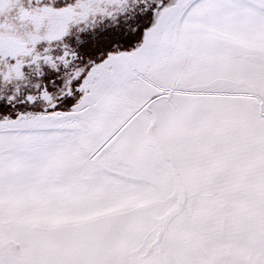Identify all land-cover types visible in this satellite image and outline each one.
<instances>
[{"label": "snow or ice", "instance_id": "6c2138e0", "mask_svg": "<svg viewBox=\"0 0 264 264\" xmlns=\"http://www.w3.org/2000/svg\"><path fill=\"white\" fill-rule=\"evenodd\" d=\"M0 264H264V0H0Z\"/></svg>", "mask_w": 264, "mask_h": 264}]
</instances>
